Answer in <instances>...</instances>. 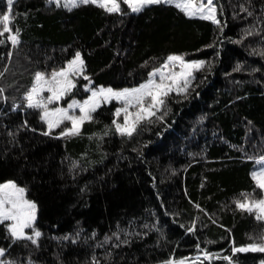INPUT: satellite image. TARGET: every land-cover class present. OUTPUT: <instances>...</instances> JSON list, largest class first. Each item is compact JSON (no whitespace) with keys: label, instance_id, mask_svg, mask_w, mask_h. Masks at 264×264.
Segmentation results:
<instances>
[{"label":"trees","instance_id":"obj_1","mask_svg":"<svg viewBox=\"0 0 264 264\" xmlns=\"http://www.w3.org/2000/svg\"><path fill=\"white\" fill-rule=\"evenodd\" d=\"M214 3L219 25L174 4L132 12L121 0L122 11L108 13L91 3L70 10L13 0L20 42L13 47L7 33L0 36V182L27 188L42 234L38 243L14 240L1 223L0 260L162 264L204 250L232 256L234 264L264 260L261 252H232L233 242L248 244L264 232V221L235 203L243 192L260 196L251 173L264 156V31L244 32L264 29V0ZM7 8L0 0V14ZM77 51L90 80L76 78L68 100L88 96L85 84L137 86L173 53L206 64L187 93H173L132 137L115 131L114 101L92 113L81 135H46L41 110L29 108L24 93L37 71L66 67ZM106 125L111 131L103 135Z\"/></svg>","mask_w":264,"mask_h":264},{"label":"snow or ice","instance_id":"obj_2","mask_svg":"<svg viewBox=\"0 0 264 264\" xmlns=\"http://www.w3.org/2000/svg\"><path fill=\"white\" fill-rule=\"evenodd\" d=\"M55 3L60 6L61 0H55ZM90 3L101 6L108 13L122 11L121 0H63V6L70 10L81 4L87 5ZM123 3L132 12H140L147 5L174 4L189 17L199 16L213 21L217 25L221 24L217 15V4L214 3V0H123ZM7 5V11L0 14V36L7 33V40L15 47L20 42V30L18 28L14 30L12 24L13 0H7ZM241 8L244 10L243 6ZM248 14L252 15L251 12ZM254 31H264V29L257 30L254 25H250L245 29L244 34L252 35ZM5 42V40L0 39V44H5ZM261 55H264V51L261 52ZM66 63L67 67L53 69L50 75H46L44 71H37L31 89L24 93L27 106L41 110L40 119L47 125L45 134L52 135L53 130L63 126L62 130L56 133L60 137L81 135L84 123L94 119L92 113L102 104L116 100L120 102L121 106L115 108L112 125L115 126V131L121 136L132 137L142 122H152V118L157 117V114L167 105L168 99L173 93L184 94L188 92L192 82L196 79V72L203 69L206 61L203 59H185L184 55L173 53L168 55L159 67H153L148 73V78L137 86L113 88L85 84L84 87L91 94L82 101L73 98L65 107L59 104L53 105V102L60 101L73 91L77 86L76 78L83 77L85 80H90V76L85 71V60L79 51ZM209 70H211L210 66ZM45 89L50 93L47 96L44 95ZM0 91H3V89L0 88ZM50 105L53 106L50 107ZM76 109H79L78 113ZM122 114L123 119L120 120ZM166 114H160L158 118L163 120ZM106 128H108V131L104 132L103 135H108L111 131V126L106 125ZM258 161L261 165H264V156H260ZM76 166V163L71 165L73 168ZM251 176L256 187L264 192V166L254 170ZM26 193L27 188L19 185L13 179L0 182V223L11 221L6 227L14 240L26 237L32 240L33 243H38L37 238L42 234L35 223L38 205L35 200L29 199ZM235 203L237 208L250 214L254 213L258 221H264V195L257 197L254 192H243L241 197L235 200ZM195 206L198 209L201 208L198 203ZM28 228L33 231L31 233L25 231ZM187 230L194 232L195 222ZM114 235L117 234L114 233ZM106 239L110 238L106 237ZM196 247L199 248L200 245H196ZM249 250L264 253V232L258 237H254L253 242L248 244L237 247L233 242V252H247ZM5 252L6 249L0 247V256H3ZM202 255L211 260L216 254L204 250ZM223 258L233 261L232 256ZM196 259L197 261L200 260V254L197 255ZM0 264H15V262L0 260ZM162 264H195V262H189L187 258L181 257L164 261ZM260 264H264V260Z\"/></svg>","mask_w":264,"mask_h":264},{"label":"rangeland","instance_id":"obj_3","mask_svg":"<svg viewBox=\"0 0 264 264\" xmlns=\"http://www.w3.org/2000/svg\"><path fill=\"white\" fill-rule=\"evenodd\" d=\"M51 1H54L55 2V0H51ZM61 3L63 4V0H61ZM197 17H199V16H197ZM67 67V66H66ZM51 73H46V75H50ZM50 93H48L47 92V90L45 89V92H44V95L45 96H47V95H49ZM70 94V93H69ZM66 95L65 97H63L60 101H58V102H53V105H55V104H59L60 106H67V103L71 100V99H73V98H75V99H77V100H83V99H86L87 98V96L86 97H84V98H81V99H78V98H76V97H72V98H70L69 100H68V97L70 96V95ZM91 93H89V95H90ZM114 102H116L117 103V105H118V107H120L121 105H120V102L119 101H116V100H113ZM112 102V101H111ZM104 104H108L107 102L106 103H104ZM53 105H50V107L51 106H53ZM103 105V104H102ZM76 111H77V113L79 112V109H76ZM120 120H122L123 119V114L121 115V117L119 118ZM46 124V123H45ZM47 126V125H46ZM62 127L63 126H61V128H59L60 130H62ZM260 166H264V165H261L260 163H259V161H258V165H257V167H256V169L258 168V167H260ZM255 169V170H256ZM262 195H264V192H261L260 191V196H262ZM37 220V219H36ZM7 224L8 223H10L11 221H5ZM4 222V223H5ZM1 224V223H0ZM29 229L30 228H28V229H25V231H27V232H29V233H31L32 231H29ZM26 238V237H25ZM233 252V251H232ZM223 257H225V256H222L221 254H216L212 259H223L224 260V262H223V264H233V262L232 261H228V260H225ZM197 255L196 256H193V257H187V261H189V262H195V264H201V262H202V264L203 263H205L206 262V260L207 261H210V260H208L206 257H204L202 254L200 255V260L199 261H197ZM208 263V262H207Z\"/></svg>","mask_w":264,"mask_h":264}]
</instances>
